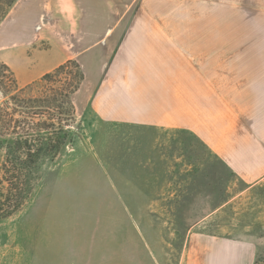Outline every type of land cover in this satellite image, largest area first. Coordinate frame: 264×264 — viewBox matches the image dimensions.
I'll list each match as a JSON object with an SVG mask.
<instances>
[{
	"label": "crops",
	"instance_id": "1",
	"mask_svg": "<svg viewBox=\"0 0 264 264\" xmlns=\"http://www.w3.org/2000/svg\"><path fill=\"white\" fill-rule=\"evenodd\" d=\"M70 60L83 74L79 109L189 132L238 179L264 178V0H14L4 10L0 62L19 85Z\"/></svg>",
	"mask_w": 264,
	"mask_h": 264
},
{
	"label": "rangeland",
	"instance_id": "2",
	"mask_svg": "<svg viewBox=\"0 0 264 264\" xmlns=\"http://www.w3.org/2000/svg\"><path fill=\"white\" fill-rule=\"evenodd\" d=\"M13 2L0 0V15ZM74 118L72 142L5 216L0 180V264H219V252L253 264L264 253V178L238 179L186 131L103 121L76 104ZM5 154L0 145V163Z\"/></svg>",
	"mask_w": 264,
	"mask_h": 264
},
{
	"label": "trees",
	"instance_id": "3",
	"mask_svg": "<svg viewBox=\"0 0 264 264\" xmlns=\"http://www.w3.org/2000/svg\"><path fill=\"white\" fill-rule=\"evenodd\" d=\"M68 64H74L77 72L64 81L59 73ZM82 79L78 63L70 60L26 85H19L10 68L0 62V90L4 96L0 102V145L6 148L0 163V180L6 184L5 201L9 207L4 216L30 195L33 173L41 162L53 161L72 142L73 94ZM253 264H264V253L255 256Z\"/></svg>",
	"mask_w": 264,
	"mask_h": 264
}]
</instances>
